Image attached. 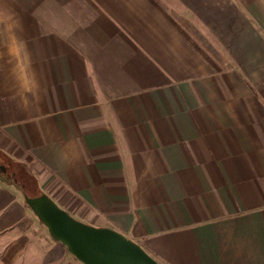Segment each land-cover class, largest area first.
Instances as JSON below:
<instances>
[{
  "label": "crops",
  "instance_id": "obj_1",
  "mask_svg": "<svg viewBox=\"0 0 264 264\" xmlns=\"http://www.w3.org/2000/svg\"><path fill=\"white\" fill-rule=\"evenodd\" d=\"M0 163L161 264H264V0H0ZM24 195L0 264H84Z\"/></svg>",
  "mask_w": 264,
  "mask_h": 264
},
{
  "label": "water",
  "instance_id": "obj_2",
  "mask_svg": "<svg viewBox=\"0 0 264 264\" xmlns=\"http://www.w3.org/2000/svg\"><path fill=\"white\" fill-rule=\"evenodd\" d=\"M24 201L51 237L84 264H161L137 242L112 228L74 218L43 192L24 195Z\"/></svg>",
  "mask_w": 264,
  "mask_h": 264
},
{
  "label": "trees",
  "instance_id": "obj_3",
  "mask_svg": "<svg viewBox=\"0 0 264 264\" xmlns=\"http://www.w3.org/2000/svg\"><path fill=\"white\" fill-rule=\"evenodd\" d=\"M0 177L18 185L25 195L35 196L40 193L39 190L35 194L28 192V187L37 186V183L27 172L17 171V169L13 168L12 163L8 164V168L6 167V163H0Z\"/></svg>",
  "mask_w": 264,
  "mask_h": 264
},
{
  "label": "rangeland",
  "instance_id": "obj_4",
  "mask_svg": "<svg viewBox=\"0 0 264 264\" xmlns=\"http://www.w3.org/2000/svg\"><path fill=\"white\" fill-rule=\"evenodd\" d=\"M37 190H38L37 186H35V185L28 187V192L31 193V194L37 193ZM27 211H28V214H27V216L25 218V226L23 228V230H25L24 232L27 233V235L29 237L32 236L33 238L34 237H40L39 235L41 233L45 234V231L47 230L46 227L42 224V222H40L41 224L39 223V220L31 212V210H27ZM6 241L7 240L3 241L2 244H0L1 247L6 244Z\"/></svg>",
  "mask_w": 264,
  "mask_h": 264
}]
</instances>
